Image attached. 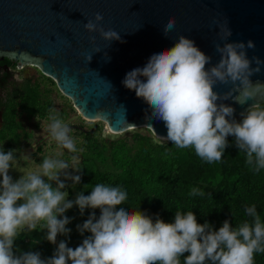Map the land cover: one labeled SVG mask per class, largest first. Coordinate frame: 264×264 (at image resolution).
Here are the masks:
<instances>
[{
    "label": "clouds",
    "instance_id": "9594fccd",
    "mask_svg": "<svg viewBox=\"0 0 264 264\" xmlns=\"http://www.w3.org/2000/svg\"><path fill=\"white\" fill-rule=\"evenodd\" d=\"M103 19L96 13L84 24L85 30L98 32L105 41L123 43L119 32L101 26ZM174 28L175 18H169L163 33L167 36ZM231 35L225 22L220 26L224 42L214 46L220 59L209 68L206 65L212 63V57L180 35L173 47L159 50L143 67L126 73L122 84L148 106L145 127L155 132L152 122H163L167 129L163 140L180 149L191 148L199 158L213 163L224 157L232 136L235 146L246 154V163L260 171L264 169V106L250 105L237 121L232 106L217 103L231 98L243 105L264 95V82L250 79L264 64L259 57L249 59L247 55L248 49L255 48L254 42H228ZM85 59L89 63L92 56ZM217 83L232 87L221 94L214 90ZM47 119L51 139L72 154L69 161L44 156L35 171H25L14 180L9 172L17 161V150L5 152L0 147V264H181L185 253L183 264H254V255L264 253V222L255 205L244 209L252 217L251 223L244 221L233 228L225 220L215 230L208 222L198 223L191 210L177 209L171 223L158 214L153 219L140 209L129 211L121 207L127 193L118 184L98 183L89 195L81 192L69 200L66 181L71 180L74 186L81 175L68 170L81 172L77 167L80 156L75 154L83 148H77L73 129L55 107L48 109ZM189 195L202 196L203 192L192 188ZM73 206L81 215L86 208L100 210L98 217L93 211L77 225L81 235L90 233L81 244L72 248L61 240L46 260L39 252H14V242L24 232L46 230L45 239L52 244H57L58 235L69 236L71 229L66 226L71 219L64 214Z\"/></svg>",
    "mask_w": 264,
    "mask_h": 264
},
{
    "label": "water",
    "instance_id": "95a60500",
    "mask_svg": "<svg viewBox=\"0 0 264 264\" xmlns=\"http://www.w3.org/2000/svg\"><path fill=\"white\" fill-rule=\"evenodd\" d=\"M96 13L104 18L101 26L119 32L123 43L85 30L84 24ZM169 18H175V28L165 36ZM225 22L232 33L228 42L253 41L249 59L264 61V0H0V62L8 59L17 68L35 67L94 127L96 121L104 122L112 134L145 128L155 139L166 141L161 138L167 135L163 122H152L155 132L145 127L148 106L122 81L152 54L173 47L180 35L212 57L206 65L211 67L220 59L214 46L224 42L220 26ZM260 67L250 77L253 83L264 82V64ZM214 87L223 94L232 85ZM217 103L232 106L239 121L250 105L264 103V95L243 105L231 98Z\"/></svg>",
    "mask_w": 264,
    "mask_h": 264
},
{
    "label": "trees",
    "instance_id": "16d2710c",
    "mask_svg": "<svg viewBox=\"0 0 264 264\" xmlns=\"http://www.w3.org/2000/svg\"><path fill=\"white\" fill-rule=\"evenodd\" d=\"M4 61L12 65L8 59ZM53 90L59 92L54 81L41 73L35 81H27L22 112L47 117L48 109L54 107L49 96ZM68 107L73 110L71 103ZM15 111L13 106L11 112H7L8 116L12 118ZM60 115L65 120L68 113L63 110ZM100 130L98 125L93 134L89 131L82 134L84 140L77 146L83 148V152H79L82 161L77 164L81 172L76 173L81 175V181L72 189H65L68 198L74 195L75 199L81 192L89 195L98 183L118 184L127 193V200L121 207L129 211L140 209L153 219L158 214L165 222L171 223L177 209L191 210L200 224L208 222L218 230L223 221L228 220L234 228L244 221L252 222V217L244 209L255 205L264 222V169L256 171L246 163V154L235 146L234 137H228V147L220 161L207 163L193 149H180L171 142L159 141L147 129L113 140L100 137ZM192 188L199 189L203 195H189ZM93 211L97 217L100 215L99 209L86 208L83 215L77 206L67 210L64 215L71 222L66 227L71 232L69 236L58 235V241L66 240L72 248L81 244L90 233L81 235L77 225H82ZM57 245L45 238L29 245L25 233H22L14 242V252L17 255L39 252L41 259L46 260L54 254ZM187 255L181 257V264ZM254 264H264V253L254 255Z\"/></svg>",
    "mask_w": 264,
    "mask_h": 264
},
{
    "label": "rangeland",
    "instance_id": "374dc122",
    "mask_svg": "<svg viewBox=\"0 0 264 264\" xmlns=\"http://www.w3.org/2000/svg\"><path fill=\"white\" fill-rule=\"evenodd\" d=\"M16 71L17 72L16 73L14 72V75H13V78L15 79V83H13L12 85L13 93H16V91H19L21 87L24 89L25 85H27V81L33 82L32 80L40 78V72L35 67H32V66H24L23 69L21 70L16 69ZM49 96L53 101L54 107L59 111V113H61L63 110L67 111L68 116L64 120L65 123L81 125L86 129H89L90 127L93 126L94 123L92 121L82 118V116H80V114L74 108L73 110H71L69 107L66 108L68 104L70 103V100L67 99L66 97H63L61 93L57 92L56 90H53L52 92H50ZM48 123L49 121L47 117L40 118L38 120V128L34 130V137H32V140H30L31 142L29 141L25 142L23 151H18V150L16 151L15 155L17 157V161L13 165L14 168H11L9 172V174L13 177L14 180L19 179V177L25 171H29V170L35 171L36 165H38L39 163H42L44 156L59 158V159H63L66 161L70 160V159L68 160V158L70 157L69 155H66V154L64 155L65 149L58 147L56 142L51 139L47 131ZM96 123L97 125L101 126V130L99 131L100 137L110 139V140L116 139L118 137H124V136L130 137V135L135 131H141V132L146 131L145 128H137V129L127 130L120 134H112L109 132L104 122L96 121ZM73 137L75 138L76 142L78 140L79 141L83 140V139L80 140L81 137L79 138L77 135H74V134H73ZM29 143L38 145L39 149L34 150L31 147H27ZM32 151L34 152L32 153ZM58 153H62V154L57 155ZM25 154L29 156L28 159L24 158ZM68 171L72 174H76V172H73L71 168ZM44 179L47 180L46 177ZM61 179H63V176L61 177ZM66 184L68 185V188L72 189L73 184L71 180H67ZM53 186L55 187L54 183H53ZM68 199L74 200V195ZM38 227H40V225H38ZM24 233L26 235L27 243L29 245H33V244H36V243H33V241L39 242L45 238L46 230L44 231L34 230L30 233L29 232H24ZM58 237H57V243H59Z\"/></svg>",
    "mask_w": 264,
    "mask_h": 264
},
{
    "label": "flooded vegetation",
    "instance_id": "af4514ba",
    "mask_svg": "<svg viewBox=\"0 0 264 264\" xmlns=\"http://www.w3.org/2000/svg\"><path fill=\"white\" fill-rule=\"evenodd\" d=\"M16 69L21 70L23 67L17 68L13 62L12 65H8L4 59L0 62V147L4 151H8L9 149L23 151L25 142H31L30 140L34 137V130L38 128V120L36 119L38 115H28L21 110L24 89L21 87L16 93L12 91V85L15 83L13 75L14 72H17ZM13 106L16 108V111L11 118L7 112H11ZM69 127L73 129L72 135H77L79 138L81 137L80 140H84V135L82 134H86L88 131L93 134L97 130L98 125L97 127L93 125L89 129L76 124H69ZM83 140H78L76 146H79ZM27 147H31L34 150L39 149L38 145L32 143H29ZM77 148L79 149L80 147ZM65 154L72 155L66 149L64 150ZM75 155L80 156V163L82 161L81 153L78 152Z\"/></svg>",
    "mask_w": 264,
    "mask_h": 264
}]
</instances>
